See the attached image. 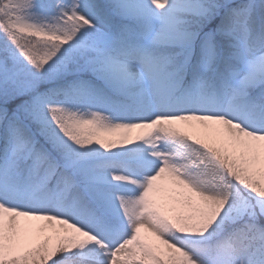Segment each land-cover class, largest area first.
Instances as JSON below:
<instances>
[{
  "label": "snow or ice",
  "instance_id": "snow-or-ice-1",
  "mask_svg": "<svg viewBox=\"0 0 264 264\" xmlns=\"http://www.w3.org/2000/svg\"><path fill=\"white\" fill-rule=\"evenodd\" d=\"M0 264H264V0H0Z\"/></svg>",
  "mask_w": 264,
  "mask_h": 264
}]
</instances>
